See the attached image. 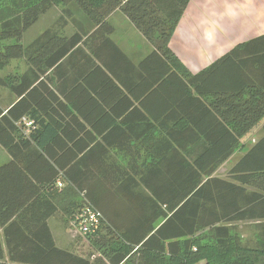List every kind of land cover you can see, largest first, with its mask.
Returning a JSON list of instances; mask_svg holds the SVG:
<instances>
[{
  "label": "trees",
  "instance_id": "16d2710c",
  "mask_svg": "<svg viewBox=\"0 0 264 264\" xmlns=\"http://www.w3.org/2000/svg\"><path fill=\"white\" fill-rule=\"evenodd\" d=\"M189 1L0 0V47L16 42L0 49V72L27 67L0 78L15 98L0 105V264H264V132L215 175L264 128V35L188 74L170 43ZM57 6L56 26L24 47ZM116 11L154 48L138 65L110 40ZM69 23L75 34L60 35ZM78 95L93 100L95 132L64 102L80 108ZM35 109L46 123L26 135ZM87 207L101 215L96 234H80L90 252L59 247L50 219L72 224ZM250 222L255 246L237 229Z\"/></svg>",
  "mask_w": 264,
  "mask_h": 264
},
{
  "label": "crops",
  "instance_id": "0c3cea01",
  "mask_svg": "<svg viewBox=\"0 0 264 264\" xmlns=\"http://www.w3.org/2000/svg\"><path fill=\"white\" fill-rule=\"evenodd\" d=\"M60 15L48 28L56 26ZM107 22L114 30L110 40L135 65L153 52V46L120 11L114 12ZM60 30V35L65 37H70L76 32V28L71 23ZM262 35H264V0H190L174 29L170 46L183 66L182 71L198 74L235 47ZM73 79L75 78L69 75L68 80ZM57 80L54 76V84ZM76 101L80 108H75L64 100L70 109V114L77 116L89 131L95 132L92 124L99 114L94 110L93 100L86 95H78ZM28 119L36 120L37 125L39 124L38 133L46 123L44 116L36 109L29 114ZM115 153L116 150H113L112 155ZM118 159L121 163L125 158L119 156ZM144 160H147L146 163L152 160L150 155H146V151L143 152L141 165L144 164Z\"/></svg>",
  "mask_w": 264,
  "mask_h": 264
},
{
  "label": "rangeland",
  "instance_id": "374dc122",
  "mask_svg": "<svg viewBox=\"0 0 264 264\" xmlns=\"http://www.w3.org/2000/svg\"><path fill=\"white\" fill-rule=\"evenodd\" d=\"M60 11L61 7L57 6L43 15L40 20L24 34L22 45L24 47L28 46L44 29L50 27L60 15ZM15 43V41H8L1 44V46L4 47L5 45H11ZM2 47H0V49H2ZM26 70L27 67L23 59L12 60L10 62V65L4 71L0 72V78L4 79L9 75L14 76L15 74L23 73ZM14 99V96L11 95L10 91L7 88L0 86V105L3 108H7L14 101ZM33 121L35 122V129L38 130L39 124L37 125L36 120ZM263 132L264 128H261L260 130L256 131L247 141L240 143L238 147L235 148L230 159L223 163L217 169L215 175L219 177H226L233 166L236 164L237 160L251 148V146L260 138ZM8 159L9 155L0 146V165L6 163ZM124 162L125 160L123 159L122 163ZM146 162L147 160H144V164ZM49 224L52 234L59 247L70 249L81 255H84V253L86 252H90L91 248L89 246L88 240L83 238L80 235L79 231L71 224V221L66 220L62 214H59L57 217L51 218ZM237 229L243 244H247L250 246H255L258 244L257 235L259 231L256 223H240L238 224ZM209 241L210 240H205L204 243H207ZM198 264H205V262L202 261Z\"/></svg>",
  "mask_w": 264,
  "mask_h": 264
},
{
  "label": "built area",
  "instance_id": "2783aa9c",
  "mask_svg": "<svg viewBox=\"0 0 264 264\" xmlns=\"http://www.w3.org/2000/svg\"><path fill=\"white\" fill-rule=\"evenodd\" d=\"M24 125V133L29 135L35 129V122L24 118L22 120ZM101 224V215L99 212L91 207L85 208L81 211L72 221V225L79 231L83 236H91L96 234Z\"/></svg>",
  "mask_w": 264,
  "mask_h": 264
}]
</instances>
